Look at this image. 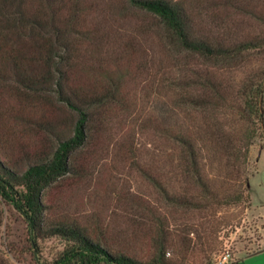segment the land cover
Here are the masks:
<instances>
[{"label":"trees","instance_id":"trees-1","mask_svg":"<svg viewBox=\"0 0 264 264\" xmlns=\"http://www.w3.org/2000/svg\"><path fill=\"white\" fill-rule=\"evenodd\" d=\"M220 1L230 12L241 11L238 42H224L231 33L218 38L198 30L180 0H124L121 6L160 17L177 54L175 109L180 117L158 125V154L153 151L145 166L137 160L163 201L158 209L151 203L144 207L152 215L146 228L153 250L139 258L104 229L95 235L79 222L47 218L45 191L90 167L91 144L106 128V112L121 98L117 88L107 86L110 79L103 86L95 67L86 68L77 55L81 14L94 5L87 0H0V135L10 130L12 136L23 121L42 141L55 140L51 147L36 145L24 167L0 145V196L25 218L34 244L42 236L65 239L52 264H185L178 255H167L171 217L176 221L196 209L250 203V147L254 138L264 137V67L257 65L236 93L232 76L255 57L264 58V0ZM11 98L12 113L6 110L12 105L4 108ZM68 122L72 133L65 135Z\"/></svg>","mask_w":264,"mask_h":264},{"label":"rangeland","instance_id":"rangeland-1","mask_svg":"<svg viewBox=\"0 0 264 264\" xmlns=\"http://www.w3.org/2000/svg\"><path fill=\"white\" fill-rule=\"evenodd\" d=\"M180 1L198 30L218 38L231 33L224 42L241 40V11H228L220 0ZM87 3L94 7L81 14V41L74 42L80 64L94 66L103 86L110 79L107 86L117 88L121 98L106 112V128L96 144H91L88 156L94 157L90 167L45 191L47 218L49 222H79L95 235L104 229L120 246L126 243L130 254L146 258L153 250L146 228L152 215L144 207L151 203L158 209L163 201L138 169L137 160L141 166L149 163L152 152L158 154V125L177 122L180 117L175 109L177 54L171 44L175 41L160 17L141 9H123L124 0ZM259 64L264 67V58L255 57L249 67L233 73L235 93ZM14 100L4 103V108L12 105L6 109L11 113ZM239 100L237 95L235 102ZM68 126L65 135L72 133V123ZM9 134L10 130L0 135V145L14 153L22 166L29 162L36 145L51 147L55 142L51 136L42 141L34 131H27L23 121L15 134ZM16 142L22 147L15 146ZM252 142L247 165L250 203L196 209L176 221L171 217L169 257L178 255L185 264H242L245 254L264 248V137ZM83 156L81 164L86 166ZM66 244L55 235L38 237L34 244L25 218L0 196V264H52Z\"/></svg>","mask_w":264,"mask_h":264},{"label":"crops","instance_id":"crops-1","mask_svg":"<svg viewBox=\"0 0 264 264\" xmlns=\"http://www.w3.org/2000/svg\"><path fill=\"white\" fill-rule=\"evenodd\" d=\"M236 261V260H235ZM264 264V248L254 252L245 254L242 258V264ZM226 264V263H223Z\"/></svg>","mask_w":264,"mask_h":264}]
</instances>
